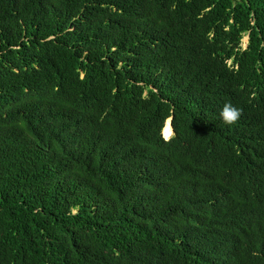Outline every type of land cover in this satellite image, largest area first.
Segmentation results:
<instances>
[{
	"label": "trees",
	"instance_id": "trees-1",
	"mask_svg": "<svg viewBox=\"0 0 264 264\" xmlns=\"http://www.w3.org/2000/svg\"><path fill=\"white\" fill-rule=\"evenodd\" d=\"M0 264H264V0H0Z\"/></svg>",
	"mask_w": 264,
	"mask_h": 264
},
{
	"label": "clouds",
	"instance_id": "clouds-1",
	"mask_svg": "<svg viewBox=\"0 0 264 264\" xmlns=\"http://www.w3.org/2000/svg\"><path fill=\"white\" fill-rule=\"evenodd\" d=\"M220 115L225 123L233 124L240 119L242 115V109L238 107L237 105L231 102H228L221 109Z\"/></svg>",
	"mask_w": 264,
	"mask_h": 264
},
{
	"label": "rangeland",
	"instance_id": "rangeland-1",
	"mask_svg": "<svg viewBox=\"0 0 264 264\" xmlns=\"http://www.w3.org/2000/svg\"><path fill=\"white\" fill-rule=\"evenodd\" d=\"M247 41H248V38H245L244 41H243V47H246V45H247ZM164 129H165V127H164ZM164 129H163L162 135H163V137H164L166 140H169L170 135H169V137H168L167 135H165V133H164Z\"/></svg>",
	"mask_w": 264,
	"mask_h": 264
},
{
	"label": "water",
	"instance_id": "water-1",
	"mask_svg": "<svg viewBox=\"0 0 264 264\" xmlns=\"http://www.w3.org/2000/svg\"><path fill=\"white\" fill-rule=\"evenodd\" d=\"M168 121H169V123H170V126H171V133L173 134V128H172V118H170L169 120H167V122H166V125H167ZM168 137H169V136H168Z\"/></svg>",
	"mask_w": 264,
	"mask_h": 264
},
{
	"label": "bare ground",
	"instance_id": "bare-ground-1",
	"mask_svg": "<svg viewBox=\"0 0 264 264\" xmlns=\"http://www.w3.org/2000/svg\"><path fill=\"white\" fill-rule=\"evenodd\" d=\"M168 125H169V127H170V131H169V135L171 136V126H170V123H169V121H168V123H167ZM167 126V125H166ZM166 126H165V128H166ZM165 130V129H164ZM169 135H167V136H169Z\"/></svg>",
	"mask_w": 264,
	"mask_h": 264
}]
</instances>
